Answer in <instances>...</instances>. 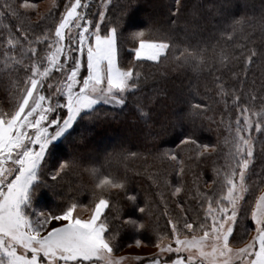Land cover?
Returning a JSON list of instances; mask_svg holds the SVG:
<instances>
[{
    "label": "snow or ice",
    "instance_id": "1",
    "mask_svg": "<svg viewBox=\"0 0 264 264\" xmlns=\"http://www.w3.org/2000/svg\"><path fill=\"white\" fill-rule=\"evenodd\" d=\"M109 3L110 0H102L99 18L93 20L87 14L91 7L89 0H68L54 29L45 28L40 34L31 32L35 25L30 22L25 27L27 10H35V2L21 0L13 8L5 0L0 6L3 9L0 18L11 16L17 21L15 32L10 25H4L5 32H0L3 37L0 72L9 76L23 72L21 79L12 81L15 89L12 109L0 110V264H124L133 259L114 256L116 232L105 215V209L110 207L105 193L110 194L113 189L123 191L127 201L137 206V197L130 194L126 177L102 174L96 168L89 170L100 194L87 218L73 214L78 207L75 203L59 213H45L34 206V197L46 186L41 180V170L58 139L73 129L78 119L95 112L97 106H124L128 95L140 88L142 74L136 67L121 66L119 21L105 23ZM175 3L174 15L180 11L181 0ZM229 4L230 0H220L214 7L223 13ZM57 7L56 0H51V8L41 20L52 15V9ZM133 8V0H128L122 12L130 15ZM251 20V17L233 19L228 39L239 30L247 40L242 26L252 27ZM259 23L264 26V16ZM131 35L138 40V46L132 49L137 61L160 63L171 55L177 67L199 68L205 64V49L173 32L153 35L149 29L147 35L144 30ZM256 56V50L250 49L245 65L251 64ZM218 87L217 94L224 99L225 107L231 103L236 110L234 121L229 117L226 125V163L215 170L209 181L210 189L196 186L192 197L198 206L195 213L190 214L183 202L176 203L179 211L175 214L169 213L166 206L163 214L168 217L170 231L157 233L154 246L158 252L147 264H264V165L255 170L258 144L264 153V98L257 108L254 103L251 106L242 103L235 90L228 101L229 94L223 85ZM250 99L254 102L256 96L253 94ZM136 107L142 117L147 115L138 101ZM61 109L66 110V115L59 114ZM208 110L209 104L200 102L173 113L171 127L180 128L179 144L195 145L200 150L197 156L217 148L201 144L196 138L197 120L211 119L206 115ZM185 122L191 125L190 131L184 130ZM221 123H225L223 117ZM52 126L55 130L49 131ZM162 155L178 159L171 150ZM68 167L69 162L61 160L51 179L56 180ZM182 172L183 167L177 175ZM171 187V197H179L182 186ZM159 195L164 201V195ZM138 211L144 213L145 207H138ZM53 221L62 223L51 226ZM124 223L145 228L131 216ZM243 236L250 238L244 241ZM234 242L242 246H234ZM141 243L140 239L135 240L137 246ZM166 254H175V258L165 259ZM134 259L142 260L139 256Z\"/></svg>",
    "mask_w": 264,
    "mask_h": 264
},
{
    "label": "trees",
    "instance_id": "2",
    "mask_svg": "<svg viewBox=\"0 0 264 264\" xmlns=\"http://www.w3.org/2000/svg\"><path fill=\"white\" fill-rule=\"evenodd\" d=\"M45 1L29 0L30 3L35 2L37 7L27 10L25 27L29 22L35 25L31 29L35 34H40L45 28L53 29V22L58 16L55 13L51 20L48 16L35 22L39 17V6ZM98 1L89 0L91 7L87 14L99 12L101 7ZM7 2L16 8L21 0ZM219 2L181 0L180 11L174 15L177 7L175 0H133L134 8L130 10V15H125L122 9L128 0H112L107 7L106 23L112 21L116 24L114 17L119 21L121 66L136 67L142 74L140 88L128 95L124 106L101 104L83 120L78 119L73 129L51 149V155L46 157L47 163L41 170V180L46 186H42L34 197V206L45 213H59L72 203L78 207L93 208L100 190L95 188L97 181L89 171L92 168L99 169L102 174L127 178L130 194L137 197L136 207L127 201L123 191L113 189L110 194L105 193L110 200L105 215L116 232L114 256L133 258L124 264L128 261V264H146L154 255L141 257L121 252L127 248L154 246L157 233L170 231L166 223L168 217L163 214L166 206L169 213L175 214L179 211L176 203L183 202L184 207L191 210L190 214L195 213L198 206L192 197L196 186L201 190L210 189L212 185L209 181L214 177L215 170L225 165L226 125L229 117L234 121L236 110L231 103L225 107L224 99L217 94L218 86L223 85L229 94L226 97L228 101H231L233 90L241 96L242 103L250 106L254 103L257 108L264 98V26L259 23L264 16V0H230L228 10L223 13L214 7ZM4 3L5 0H0V6ZM0 11H3L2 7ZM240 17L252 18V27L248 24L242 26L248 39H243L239 30L232 39H228L227 33L232 31L233 19ZM16 23L11 16L0 18V32H5L4 25H10L15 32ZM149 29L153 35L173 32L190 44L205 49V64L199 68L177 67L171 55L160 63L146 59L137 61L132 49L138 46V40L131 33L144 30L147 35ZM253 48L257 56L251 64L245 65V57ZM2 53L3 47L0 45V67L3 66ZM225 56L227 59L223 58ZM22 77L23 72L12 76L0 72V110L7 112L12 109L15 92L12 81ZM253 94L256 96L254 102L250 99ZM137 101L144 106L146 116L142 117L137 110ZM200 102L209 104L206 115L211 119L197 120L196 138L201 144L217 145L215 151L210 149L203 156H197L200 150L195 145H180V128L171 127L174 112L187 110L190 103ZM59 114L66 115V110H59ZM222 117L225 121L223 124ZM51 128L50 131L55 130V126ZM184 130H191L188 122H185ZM117 142L119 144L116 146ZM168 150L175 152L178 159L174 161L162 155ZM61 160L68 161L69 167L56 180H52L51 173ZM262 165L264 153L258 144L255 170L259 171ZM181 167L183 172L177 175ZM174 185L183 188L177 198L170 195L171 186ZM160 193L164 195V201H161ZM138 207H145V212L140 213ZM129 216L143 223L145 228L125 224ZM244 223L247 225L248 220ZM248 237L243 236L242 239L246 241ZM136 239L142 241L139 246L135 244ZM234 246L241 244L234 242ZM137 256L142 260L134 259ZM171 256L175 258V254Z\"/></svg>",
    "mask_w": 264,
    "mask_h": 264
},
{
    "label": "rangeland",
    "instance_id": "3",
    "mask_svg": "<svg viewBox=\"0 0 264 264\" xmlns=\"http://www.w3.org/2000/svg\"><path fill=\"white\" fill-rule=\"evenodd\" d=\"M112 0H110V3H111ZM56 3L59 7L57 8H54L52 9V14H55L57 13V18H56V21L53 22V26L55 25L56 22H58L59 20V16H60V13L64 10V5L66 3H68V0H56ZM100 7L102 8L103 7V4H102V0H99L98 1ZM109 3V4H110ZM109 4L107 5V7L109 6ZM40 7V8H39ZM39 11H38V15L39 17H37L38 19H35V22L37 23V21L41 20V17L40 16H44L47 14L48 10L51 8V0H47L45 1L44 3L40 4L39 6ZM98 7V8H100ZM108 8H106V11H107ZM101 10V9H100ZM107 13V12H106ZM50 17V20L52 19V15L49 16ZM88 17L90 19H93V20H96L98 19V12L95 11L93 13H89L88 14ZM114 19L116 21H118L115 17ZM106 20H107V16H106ZM106 20H105V23H106ZM54 29V28H53ZM102 31H103V26H102ZM62 99V98H61ZM52 128L49 129V131L51 130ZM71 130V129H70ZM68 130V132L70 131ZM29 132H31V130H29ZM67 134V133H66ZM65 134V135H66ZM62 138H59L57 142H59ZM56 142V143H57ZM116 144V143H115ZM119 144V142H117L116 146ZM38 147V146H36ZM92 208H86V207H77L75 210H74V215H81L83 216L84 218H87L89 215H90V210ZM106 210V209H105ZM57 223H62V222H56V221H53L51 222V226H56ZM250 238V236L248 237V239ZM175 246V245H174ZM242 246V245H241ZM158 252V249L155 247V246H145V247H140V248H127L125 250H123L121 253H131V254H137V255H140L141 257H150V256H153L154 254H156ZM173 254H166V256H171ZM129 263V261L127 262V264ZM147 264V263H146Z\"/></svg>",
    "mask_w": 264,
    "mask_h": 264
}]
</instances>
